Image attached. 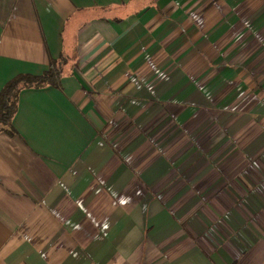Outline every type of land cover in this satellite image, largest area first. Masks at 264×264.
<instances>
[{
  "label": "crops",
  "instance_id": "obj_1",
  "mask_svg": "<svg viewBox=\"0 0 264 264\" xmlns=\"http://www.w3.org/2000/svg\"><path fill=\"white\" fill-rule=\"evenodd\" d=\"M0 264H264V0H0Z\"/></svg>",
  "mask_w": 264,
  "mask_h": 264
},
{
  "label": "trees",
  "instance_id": "obj_2",
  "mask_svg": "<svg viewBox=\"0 0 264 264\" xmlns=\"http://www.w3.org/2000/svg\"><path fill=\"white\" fill-rule=\"evenodd\" d=\"M64 60L51 61L38 75H16L0 89V132L12 133L11 120L16 111L17 97L23 89L58 88L60 68Z\"/></svg>",
  "mask_w": 264,
  "mask_h": 264
}]
</instances>
